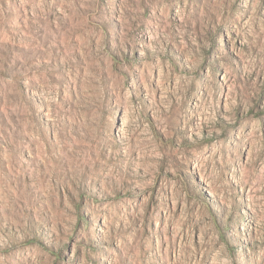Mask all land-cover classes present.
I'll return each instance as SVG.
<instances>
[{
	"label": "rangeland",
	"instance_id": "1",
	"mask_svg": "<svg viewBox=\"0 0 264 264\" xmlns=\"http://www.w3.org/2000/svg\"><path fill=\"white\" fill-rule=\"evenodd\" d=\"M0 264H264V0H0Z\"/></svg>",
	"mask_w": 264,
	"mask_h": 264
}]
</instances>
